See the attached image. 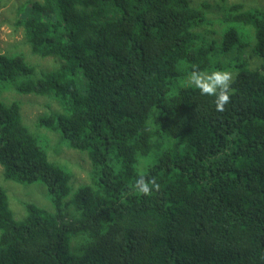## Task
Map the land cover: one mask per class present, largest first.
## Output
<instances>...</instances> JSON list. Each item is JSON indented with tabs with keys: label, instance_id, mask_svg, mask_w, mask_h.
<instances>
[{
	"label": "trees",
	"instance_id": "trees-1",
	"mask_svg": "<svg viewBox=\"0 0 264 264\" xmlns=\"http://www.w3.org/2000/svg\"><path fill=\"white\" fill-rule=\"evenodd\" d=\"M21 6L31 54L52 66L33 78L0 54V90L53 98L36 125L90 170L74 186L0 101L2 177L42 184L53 209L25 203L16 219L0 186V264H264V10L216 5L218 33L206 0ZM194 65L232 73L225 111L189 86ZM140 176L160 190L134 192Z\"/></svg>",
	"mask_w": 264,
	"mask_h": 264
},
{
	"label": "rangeland",
	"instance_id": "rangeland-1",
	"mask_svg": "<svg viewBox=\"0 0 264 264\" xmlns=\"http://www.w3.org/2000/svg\"><path fill=\"white\" fill-rule=\"evenodd\" d=\"M206 1L210 5L212 4L208 10V17L210 18L209 28L215 29L218 33L221 31L223 24L220 20L221 12L216 10V5H221L222 3L228 5L237 1L239 3L243 2L245 7H259L264 10V0ZM0 2V54L22 56L25 63L33 67V78H39L45 71L40 68L51 67L52 60L49 58L42 59L32 55L25 40L23 27L16 24L18 18L17 12L22 8L20 5L26 2V0H1ZM204 31H207V29L204 28ZM251 61L254 62L255 60L252 59ZM52 99L48 96L21 95L7 86L0 90V101L5 103L15 101L19 103L23 124L36 138L38 146L45 151L48 159L51 162L67 168L71 175V183L74 186L76 183H87L90 166L85 156L78 155L77 153L80 152L69 149L55 132L39 128L35 123L38 115L44 116L52 113L51 108L53 103L51 104L50 102ZM31 125H33L34 129L30 128ZM0 186L6 191L9 207L16 219H20L18 217L24 214L23 205L25 203L33 204L48 211L53 210L49 194L46 188L40 183L26 185L4 180L2 177V168L0 167Z\"/></svg>",
	"mask_w": 264,
	"mask_h": 264
},
{
	"label": "clouds",
	"instance_id": "clouds-1",
	"mask_svg": "<svg viewBox=\"0 0 264 264\" xmlns=\"http://www.w3.org/2000/svg\"><path fill=\"white\" fill-rule=\"evenodd\" d=\"M232 83L233 75L227 70L203 72L194 65L193 70L188 74L189 86H194L201 95L214 97L215 109L219 112L225 111V105L230 102ZM133 190L136 193L149 196L153 191L160 190V184L156 182L155 178L149 180L140 176L136 179Z\"/></svg>",
	"mask_w": 264,
	"mask_h": 264
},
{
	"label": "bare ground",
	"instance_id": "bare-ground-1",
	"mask_svg": "<svg viewBox=\"0 0 264 264\" xmlns=\"http://www.w3.org/2000/svg\"><path fill=\"white\" fill-rule=\"evenodd\" d=\"M59 151V150H58ZM47 196V195H46Z\"/></svg>",
	"mask_w": 264,
	"mask_h": 264
}]
</instances>
